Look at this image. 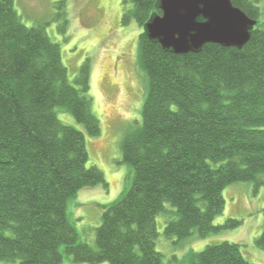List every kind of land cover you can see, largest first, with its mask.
Returning <instances> with one entry per match:
<instances>
[{
    "label": "trees",
    "instance_id": "trees-1",
    "mask_svg": "<svg viewBox=\"0 0 264 264\" xmlns=\"http://www.w3.org/2000/svg\"><path fill=\"white\" fill-rule=\"evenodd\" d=\"M231 1L258 21L243 48L207 44L175 54L144 30L162 14L157 0H124L123 24L135 20L143 31L139 61L148 90L141 122L132 123L122 143L132 183L105 208L94 248L80 241L69 217L81 190L108 187L103 171L88 167L86 137L102 134L90 61L70 81L45 25H24L15 0H0V261L61 264L65 246L78 264H164L156 218L166 204L178 214L167 222V238L186 240L197 230L204 239L241 225L214 221L230 184L264 185V27L262 0ZM58 109L83 130L64 124ZM256 246L264 251V230ZM189 261L252 264L229 242L193 252Z\"/></svg>",
    "mask_w": 264,
    "mask_h": 264
},
{
    "label": "rangeland",
    "instance_id": "rangeland-1",
    "mask_svg": "<svg viewBox=\"0 0 264 264\" xmlns=\"http://www.w3.org/2000/svg\"><path fill=\"white\" fill-rule=\"evenodd\" d=\"M260 8L259 26L264 27V0ZM24 25H45L51 40L61 48L63 63L73 82L82 65L89 60L93 111L101 121L100 137L87 136L88 167L103 171L108 187L98 185L81 190L69 204V217L76 225L80 241L96 248L97 229L102 224L105 208L129 188L134 176L132 166L123 161L122 143L135 120L141 122L147 96L148 77L139 61V37L142 29L135 20L122 22L124 0H15ZM132 5L129 4L128 8ZM67 20V22H66ZM60 120L79 130L83 127L62 109ZM264 179V176L261 177ZM225 208L215 226L229 219L241 225L222 230L202 239L197 230L186 240L167 238V222L177 219L176 208L166 204V212L157 218L159 237L156 249L164 264H190L189 255L203 251L208 245L229 242L241 246L244 257L252 264H264V251L256 239L264 230V185L236 182L223 192ZM61 264H78L61 247ZM0 264H12L0 261ZM109 264V263H102Z\"/></svg>",
    "mask_w": 264,
    "mask_h": 264
},
{
    "label": "water",
    "instance_id": "water-1",
    "mask_svg": "<svg viewBox=\"0 0 264 264\" xmlns=\"http://www.w3.org/2000/svg\"><path fill=\"white\" fill-rule=\"evenodd\" d=\"M144 30L150 39L175 54L199 52L207 44L243 48L258 21L231 0H157Z\"/></svg>",
    "mask_w": 264,
    "mask_h": 264
}]
</instances>
